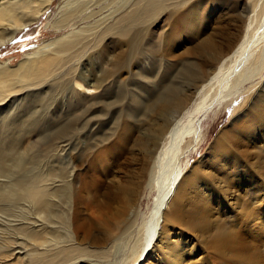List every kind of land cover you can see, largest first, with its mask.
Segmentation results:
<instances>
[{"label":"bare ground","instance_id":"obj_1","mask_svg":"<svg viewBox=\"0 0 264 264\" xmlns=\"http://www.w3.org/2000/svg\"><path fill=\"white\" fill-rule=\"evenodd\" d=\"M5 1L3 4L0 3V46L9 42L31 22L38 21L55 0H24L23 2L30 7L21 5L20 9L23 11H19V8L14 6L15 3L13 4L9 0ZM95 4L96 0H63L57 19L52 24V29L57 30L58 35L28 52H24L22 58L13 68L8 62L0 63V109L3 105L11 103V96L17 93H36L38 96L36 101L49 98L48 96L51 94L54 99L44 103L45 105L42 107L45 118L49 119V111L56 108L58 99L67 98L68 104L74 111L84 107V99L80 97V87L88 86L97 90L98 94L94 96V99L103 98L108 93H112L113 86L111 85L115 84L117 80L112 78L106 81V78L110 77V70L105 71L99 77L95 73L85 70L88 62L105 60L110 52V45L124 47L127 51L128 49L132 51V55L136 56L132 59L137 64L133 73L135 69L139 72L137 77L135 76L136 78H131L130 88L127 89L128 91L131 89L130 94L127 93L128 106L123 111L114 110L113 113L116 116L112 120L117 117L130 116L132 120H129L128 123L130 121V123H138L141 121V117L146 116L147 113L153 112L155 115H159L169 105L181 107L193 96L196 97L193 104L195 111L205 107L213 110V106L218 105V109L213 112L214 116L224 112L229 104L239 96L242 98L243 106L240 104L239 107L235 106L232 115L236 113L237 109L242 108L241 110H243L247 106L251 108L255 104H264V0H128L127 4L126 2L122 3L118 10H111L99 19H95L93 11ZM162 15L167 16V29L156 41H153L149 35L150 25L152 20L155 21ZM211 20L214 23V35L212 36L214 38L219 36L220 39L216 42L211 34L206 33L210 28L207 25ZM226 22H230L229 28L223 30L220 28V24ZM190 25L193 28L191 27L189 34L191 30L193 33H197L190 37L186 36L185 52L182 51V53L184 52L183 54L186 55V53L195 54L196 51H202L196 53L194 59L191 57L193 60L189 62L182 61L181 51L180 54L176 53L178 55H176V59H173L174 61H167V58L162 56H166L171 47L173 48L178 41L184 38L183 35ZM202 25L205 27L200 30L199 27L202 28ZM161 39L162 43H160ZM152 42L155 44L151 47ZM178 45H181V42ZM150 47L151 50L148 51ZM144 53L147 54L144 56ZM137 57L139 62H137ZM83 60L85 61L82 62ZM140 60H144L145 65L142 64V61L140 63ZM146 60L149 61L146 62ZM127 61L129 60L127 59ZM101 62L102 60L97 63V68L101 66ZM113 64L123 67L117 55L114 56ZM171 67L175 71L170 73L168 70ZM132 69V67L130 70L127 68V70L119 72L118 75L129 73ZM166 73L169 76L168 84L166 83ZM246 84H248L247 87ZM112 97L109 96L106 99ZM90 105L92 103L85 108L86 112L96 111L99 108L97 106L92 108ZM138 106H140L139 110L136 111ZM181 109L173 113L171 120L169 119L170 121L165 124V128H172L167 132V137L162 138L166 141L162 142L165 144L163 149H160L161 152L158 153L160 158L167 157L174 139L181 138L184 133L189 134V139L195 138L196 146L202 141L203 135L195 136L189 132L190 120L184 126L181 125L179 131L176 132L175 126ZM74 111L71 112V115ZM54 113L55 111L52 112V115H55ZM16 114L17 112L13 114L14 117L10 114L3 117L6 118L2 119V126H7L5 130L11 129L10 126L19 121ZM241 119L239 120L241 121ZM95 122L106 123L105 120L94 118V122L87 125L86 128L95 126ZM28 125L20 137L33 133L34 124ZM49 125L60 128L58 119H50ZM152 126L156 127L154 124ZM46 129H50V127H43L41 132ZM67 142L68 138L58 133V141L54 146L60 152L59 157L62 151L64 152L63 148ZM93 145L96 146L95 143ZM105 145L106 143L101 146ZM186 146L188 147V145ZM80 148L82 149V147ZM69 151H65L66 154ZM94 151L96 153L97 150ZM183 151L182 148L178 150L172 164L167 166L166 172H174V164L179 162ZM83 155L85 156V153ZM151 156L150 158H152ZM61 158L63 165L67 158H63L64 161ZM3 159V155H0V203H4L0 205V223L3 222L2 225L0 224V238L3 239V242L0 243V254L8 248L14 250L12 246H9V240L15 245H24V248L20 246V249H24L25 256L23 257L27 260V264H137L146 252H153L151 248L156 212L153 211L150 217L142 215L137 223H133L134 226L129 225L123 229L125 222L119 220L117 213L113 211L114 207L110 206L109 189L102 187L98 196L94 193L93 196L86 191L88 188L84 190L83 185L81 186V184H85L89 188H94V185L101 181L97 178L98 182L96 183L94 177H90V175L88 178L81 176L79 163L72 168H68L69 166L65 164L63 169L59 170L53 167L42 169L36 163V168H32V170H37V173L30 177H13L10 172L13 164H10L6 166L10 177L3 166L5 163ZM74 165L76 164L74 163ZM155 167L154 161L151 165L149 180L146 176V182L149 181V183L144 187H149V190L155 186L160 187L164 183L169 185L171 182H167L166 177H169L166 176L167 173L162 179L158 178L160 181L156 180ZM82 172L84 173V171ZM115 177L117 178V176ZM180 184L178 183V185ZM175 187L179 188L177 185ZM178 196L177 191L174 193V202L176 199H180ZM26 204H28V209H24ZM13 209H16L18 214H15ZM171 211L169 210V212ZM168 214L166 213L167 218L168 216L172 217ZM166 215L164 216L163 213L164 219H167ZM25 217L26 222L19 220L21 223L17 225L13 223L16 220H11L12 222L8 220L9 218H23L24 221ZM7 222H11V225H8ZM17 239H22V241L16 243ZM172 248L165 249L167 258L165 257L166 261L164 262L168 263L172 259V264H177L180 261L179 258L185 256V253L178 250L180 246L177 249L176 247ZM164 262L162 264H165Z\"/></svg>","mask_w":264,"mask_h":264},{"label":"rangeland","instance_id":"obj_2","mask_svg":"<svg viewBox=\"0 0 264 264\" xmlns=\"http://www.w3.org/2000/svg\"><path fill=\"white\" fill-rule=\"evenodd\" d=\"M9 1L13 4L15 3L14 6L19 8V11H23L20 9L21 5L30 7L23 2L24 0ZM5 2V0H0L2 4ZM125 2L127 4L128 0H96L93 9L95 12V19L102 18L111 10H118L120 5ZM62 4L63 0H55L53 5L38 21L31 22L19 31L9 42L1 45L0 63L8 62L13 68L22 58L24 52H28L43 42L56 37L58 32L52 29V24L55 19H57L59 7ZM167 22L168 19L166 15L157 17L155 21L152 20L149 35L153 41H156L163 31L167 29ZM209 23L207 27L210 26V28H208L206 33L212 36L214 35V23L212 20ZM229 23L230 22L220 24V28L223 30L227 28L228 30ZM191 27L193 28L191 25L188 26L186 29L187 35L185 33V35H183L184 38L178 41L177 45L173 48L171 47L166 56L162 57H166L167 61H174L173 59H176V55H178L176 53L180 54L181 51L180 55L183 58L182 61L185 63L192 61L194 57H196V53L202 51H196L195 54H183L185 52L184 43L187 42L185 41L186 36L190 37L192 34L197 33H193L191 30L189 34ZM204 27L205 26L202 25V28H199L202 30ZM212 38L214 37L212 36ZM219 40V36L214 38L215 42ZM179 42H181V45H178ZM160 43H162V39ZM154 44L155 43L152 42L151 47L154 46ZM151 47L148 51L151 50ZM109 48L110 52L105 60L101 59L102 64L100 67L97 68V63L101 60L97 62L93 60L92 62H88L85 68V70L95 73L98 77L105 71L110 70V77L106 78V81L112 78L117 80L115 84L112 83L111 85L113 86L112 93H108L103 98L94 99V96L98 94L97 90H93L88 86L80 87V97L84 99V107H80L78 110L74 111L72 106L68 104L67 98L58 99L56 108L49 111V119L45 118L42 107L45 105L44 103L54 99L51 94H48L49 98H42L40 101H36L38 97L36 93H17L11 96V103H7V105L5 104L1 107L0 155L4 157L3 161H5V163L3 166H5L6 173L11 177L6 169V166L10 164H13V167L10 168L13 177H30L37 173V170H32V168H36V163H38L42 169H45V167H53L56 170L63 169V165L65 164L69 166L68 168H72L79 163L78 167L80 168L79 173L81 176H86L85 178H88L90 175V177H94L96 183L98 182L97 178L101 181L94 185V188H89L87 185L85 186V184H81V186L83 185L84 190L88 188L86 191L90 195L94 193L96 196H98L101 189H109L108 195L111 198L110 206L114 207L113 211L117 213V217L120 218L119 220L125 222L123 229L129 225L134 226L133 223H137L142 215L150 217L153 211L156 212L154 238L152 239V245L155 248L152 246L153 249L151 248V250H153V252H146L137 264H156L157 262V264H162L167 258L165 251L170 250L172 247H176L177 249L179 246L180 248H178V250H182L185 253V256L178 257L180 260L178 262L179 264L180 262L181 264H264V104H255L251 108L247 106L243 108V110H241L242 108L239 110L237 109L235 111L236 113L234 112L235 114L232 115L235 106L239 107V104L243 106L241 104L242 98L239 96L230 103L231 105L229 104L227 107L228 109L226 108L220 115L214 116L213 112L218 109V105L216 107L213 106V110L209 107H205L204 109L199 108L202 110L196 109V112L195 109L193 110L196 97L193 96L181 107L169 105L165 107L159 115H155L153 112L147 113L145 114L146 116L143 115V117H141V121L138 123H130L131 121L128 123L129 120H132L130 116L117 117L112 120V118L116 116L113 113L114 110L120 109L123 111L124 108L128 106L127 93L129 95L131 89L129 91L127 89L130 88L131 78L137 77L139 72L135 69L133 73L134 67L137 64H135L132 59V57H136L133 56L134 54L132 55V51L128 48L127 51L124 47H118L116 45H110ZM182 51L184 52L182 53ZM145 54L147 53H144V56ZM116 55L123 64V67L113 64L114 56ZM127 59L129 61H127ZM84 61L85 60L82 62ZM141 61L142 64L145 65L144 60H140V63ZM148 61L146 60V62ZM137 62H139L138 57ZM131 67L133 68L131 72L123 73L121 76L118 75L119 72L125 71L127 68L130 70ZM168 71L171 73L174 72L175 69L171 67ZM168 82L169 76L166 73V83L168 84ZM245 86L247 87L248 84ZM113 93H115V95H112ZM109 96L113 97L107 100L106 98ZM91 103L92 105L90 106L92 108L95 106L99 108H97L96 111L86 112L85 108ZM108 107L110 110L107 109ZM139 107L140 106H138L136 111L139 110ZM182 107L183 109H181ZM179 109H181V112L175 126L176 132L179 131L181 125L184 126L189 123L190 120L191 126L189 132L195 136L203 135L202 141L196 146L195 138L189 139V134H187V136L186 133H184L181 135V138L179 137L181 140L179 138L174 139L175 141L173 142L175 144L173 143V145L170 146L167 157L160 158L158 157V153L161 152L165 144L162 142L166 141V139L164 140L162 138H166L167 132L172 128H165V124L171 120L172 114ZM54 111L55 115H52ZM73 111L74 113L71 115ZM15 112H17L16 118H18L19 121L13 123L10 126L11 129L5 130L7 126H2V119L6 118L3 117L9 116L8 114L13 115ZM242 114H244V116H242ZM14 116L15 115L12 117ZM107 116L109 117L106 119ZM94 118L105 120L106 123L101 122L98 124L95 122V126L86 128L87 125L89 126L94 122ZM233 118L238 122H234ZM50 119H58L60 128L49 125ZM110 119L111 121L109 122ZM239 119H241V121ZM30 123L34 124L33 133L20 137V135L26 131V128L30 126L28 125ZM153 124L156 127H153ZM236 124L238 125L236 126ZM47 126L50 127V129L41 132V129ZM104 132H106L105 135ZM37 133L42 134L39 135ZM58 133L68 138L67 145L63 148L64 152L62 151L60 157V152L55 149L54 146L58 141ZM88 142L91 144H88ZM93 143H95L96 146H94ZM104 143H106V145L101 146L104 145ZM186 145H188V147ZM80 147H82V149ZM181 148L184 151L182 152L179 162L174 164V172H166L174 161L178 150ZM94 150H97L100 156L97 154V151L95 153ZM65 151L69 152L66 154ZM21 152L23 154H20ZM82 152L85 153V156ZM90 152L94 156H92ZM69 155L72 157H68ZM150 156L152 158H150ZM65 157L69 162L71 160L70 164ZM60 158L66 159V163L63 162L64 164L62 165V160H60ZM84 158L87 160L85 161ZM154 161L156 163L155 179L160 181L164 174L167 173L168 175L166 174V176H169L166 177L167 182H171L169 185L164 183L165 186L162 184L160 187H153L157 188L155 190L153 188V190H149V187L145 188L144 186H147L149 183V181H146L149 180L148 177L151 173V165ZM74 163L76 165H74ZM82 171H84V173ZM115 176H117V178ZM178 183L181 184L178 185ZM135 185L136 187L134 188ZM176 185L179 188L182 186L184 187L177 189L175 187ZM138 187L140 190H138ZM177 191L179 193L178 198L180 199H176V202H174V193ZM2 204L4 203H0V205ZM17 207L19 208V206ZM132 207L135 208L133 209ZM24 209H28V204H26ZM127 210H129L130 213ZM132 210L133 214L131 213ZM169 210L172 211L169 212ZM174 211L175 213H172ZM13 212L18 214L16 209H13ZM163 213L164 216L166 213H169L172 217L169 218L168 216L167 218L166 215L167 219H164ZM8 220H16V222L13 221V223L17 225L21 222H26V217L24 221L23 218H9ZM19 220H21V222ZM2 223L3 222L0 224L2 225ZM7 223L11 225L9 222ZM11 237L14 236L11 235ZM0 240V243H2L3 239L0 238ZM20 240L22 241V239ZM20 240L17 239L16 243H19ZM9 241V246H12L14 250L11 249V251L8 248L1 252L0 258H2L0 264H27V260L23 257L25 256L24 249H20V246L24 248V245H15L11 243V240ZM171 261L172 259L168 261V263H164L172 264L173 262Z\"/></svg>","mask_w":264,"mask_h":264}]
</instances>
